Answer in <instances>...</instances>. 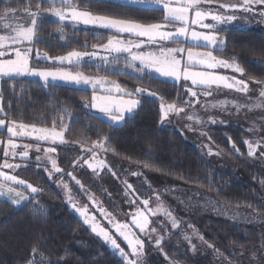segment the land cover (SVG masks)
<instances>
[{"label": "snow or ice", "instance_id": "obj_1", "mask_svg": "<svg viewBox=\"0 0 264 264\" xmlns=\"http://www.w3.org/2000/svg\"><path fill=\"white\" fill-rule=\"evenodd\" d=\"M31 2L33 0L25 5L23 11L12 7L10 3L5 4L4 9L0 11V33H2L0 34V82H11L13 91H15L14 84L18 77H36L45 86L62 81L78 87L90 88L91 97L83 98L82 107L87 109L89 114L97 112L102 115L110 127H120L129 117H134L141 107V97L159 101L161 126L170 122L172 117H180L189 122L185 124V127L192 131L196 130L194 125L225 123L213 116H209L205 121L196 112L198 104L205 111L209 108L225 110L230 103L237 110L248 107L228 100L208 102L206 98L213 97L214 94L225 89L245 95L252 91L249 88V82L245 79H237L234 75H225L217 71L230 70L243 76L244 69L236 63V58L232 57V62H229V59L215 53H222L226 49L225 39L218 34L219 31L224 30L223 26L238 20L241 14L245 18L256 15L264 18V0H238V2L229 3H222L219 0H128L129 5H153L162 11V20L154 23H142L136 19L119 18L109 14H95L88 8L79 7L76 0H34V10ZM46 17L49 18L47 22L59 24L56 32L62 39L65 25H70L74 29L81 25L85 28L102 29L112 35L109 36L107 43L93 45L94 50L91 52L72 50L66 55L50 56L36 47L42 43L39 30ZM169 44L177 46L171 47ZM100 50L107 55H102ZM86 60L98 62L94 63L97 70L103 69L116 75L132 76L142 82L152 81L156 77L165 82L172 81L179 85L178 92L183 91L184 98L181 99L178 95L169 103L163 95L150 90L152 87L150 83L129 90L126 86L107 77L85 75L81 71L72 72L63 67L65 65L79 67ZM41 63H51L61 67L42 69L39 67ZM120 63H123V67H118ZM253 63L264 68V63L259 61ZM253 82L258 85L259 97L264 98V80ZM202 96L205 98L203 101ZM3 99V92L0 91V131L6 130L7 133L6 142L0 141L3 143V162L0 163V198L17 207L25 202L32 203L37 210H40L41 206L37 197L42 195L44 189L33 186L4 169L15 172L29 161L30 150L34 148L37 153L43 151V157L40 155L35 157L37 167H40L41 161L50 165V168H43L49 179H53L55 174H60L57 186L63 189L66 204L82 218L83 223L89 226L92 233L118 254L120 257L118 264H144L142 257L146 244L150 246L154 244L155 248L164 254V258L168 259L163 248L164 236L160 234V231H167L164 221L170 223L173 230L179 229L183 221L174 215L161 200L162 193L153 192L157 204L155 208H151L149 207L151 196L145 198L138 187H134L126 179L122 180L125 202L131 211L125 214L130 217L129 221L118 220L113 213L104 208L103 203L76 177L73 171L65 172V169L59 166L57 146L69 143L65 139V134L71 130L73 119L71 111L61 109L63 114L57 113L50 122L51 126H37L10 119L11 103L6 109L2 103ZM188 109H191V112ZM201 135L206 134L201 132ZM24 139L33 140L35 143L17 142ZM207 139L211 141L212 138L207 137ZM227 139L231 148L237 154H242L232 138ZM80 143L82 154L72 161L73 168L87 166L96 176L107 169L113 177L119 179L112 166L99 156L100 152L110 150L108 136L98 135L96 139L83 136ZM243 144L247 148L248 157L264 159V137L254 140L245 139ZM42 145L48 146L42 148ZM203 147L207 150L208 156L221 155L220 151L209 144ZM112 151L115 150L112 149ZM257 153H259L258 156ZM15 159H19L24 164L10 162ZM144 167H150V165L145 163ZM130 174L143 175L139 171ZM65 175L79 187L80 193L87 198L88 203L79 202L68 181L63 179ZM260 183L264 184V180ZM13 184L17 187L9 186ZM96 213H99L109 227L101 224ZM159 216H163L164 221L150 219V217ZM188 227L192 228L193 234L196 235L194 226L188 225ZM134 229L138 230L139 234ZM185 239L195 250L196 245L191 243V237L185 235ZM198 239L209 248H214V245L208 243L202 235L198 236ZM122 243L126 247L122 246ZM37 251L36 247L32 248V258L27 261V264H42L35 259ZM170 264H175V261Z\"/></svg>", "mask_w": 264, "mask_h": 264}, {"label": "trees", "instance_id": "obj_2", "mask_svg": "<svg viewBox=\"0 0 264 264\" xmlns=\"http://www.w3.org/2000/svg\"><path fill=\"white\" fill-rule=\"evenodd\" d=\"M29 2L30 0H0V11L7 3L23 11ZM76 2L79 7L88 8L95 14L131 18L142 23L160 22L163 18L162 11L154 8H139L98 0ZM31 7L35 9L34 0ZM47 20L45 18V22L40 26L42 43L36 47L50 56L66 55L72 50L91 52L94 50L93 45L107 43L112 35L101 29H74L65 25L62 39L56 32L59 24ZM220 34L225 38L226 49L215 54L230 61L235 57L236 63L244 69V77L247 80H264V68L253 63H264V32L229 30L220 31ZM39 67L49 68L50 65L41 63ZM118 67H123V63ZM67 69L73 72L81 71L85 75L107 77L129 90L150 83V90L163 95L169 103L178 95L181 99L185 95L183 91L178 92L179 85L172 82H165L157 77L152 81L142 82L132 76L97 70L94 63ZM14 88L15 91L11 82H1L0 91L4 97L2 103L6 109L9 103L12 106L10 119L37 126H51L52 118L61 113V109H68L73 115L71 130L65 134L68 140L81 144L83 136L96 139L98 135H106L109 137L110 154L118 162L131 164L175 183L198 189L227 208L243 209L264 217V184L260 183L264 180V175L247 156L243 141L252 138L240 125L229 124L212 131L210 137L217 149L238 165L243 175L214 167L203 157L201 149L185 140L177 130L163 128L159 123V103L154 100L141 97V107L134 117H129L120 127H110L105 119L89 114L82 107L83 98H90L91 91L53 84L45 86L40 81L24 78H16ZM228 137L232 138L242 154H237L231 148ZM6 140L7 133L0 132V141ZM60 153L65 154L64 151ZM145 163L150 167H144ZM62 165H65L64 161ZM25 177L44 189L42 195L37 197L41 207L37 210L32 203L16 207L0 200V264H27L32 258L33 247L38 249L35 259L42 264H118L119 256L63 204L55 189V182H50L43 170L30 167L25 171ZM200 229L206 235L207 241L227 256L233 248L249 252L259 243L254 230H241L222 219H212L208 224L205 222ZM167 253L180 264H214L208 256L194 260L187 251L180 254L167 249Z\"/></svg>", "mask_w": 264, "mask_h": 264}, {"label": "rangeland", "instance_id": "obj_3", "mask_svg": "<svg viewBox=\"0 0 264 264\" xmlns=\"http://www.w3.org/2000/svg\"><path fill=\"white\" fill-rule=\"evenodd\" d=\"M98 1H107V2L123 4V5H129L128 0H98ZM130 6L156 9L155 6L153 5H130ZM46 18L49 19L48 17ZM205 22H211V21H205ZM79 27H84V26L81 25ZM223 28L224 30L222 31L253 30V31L264 32V18H262L259 15H256L255 17L245 18L243 14H241V17L238 20L232 22L231 24L224 25ZM197 30H201V29L197 28ZM218 34L220 37L224 38V36L220 34V31ZM169 46L176 47L177 45L169 44ZM100 52L102 55H107V53L104 52L103 50H100ZM218 56L227 59L222 55H218ZM229 62L231 61L229 60ZM89 63H98V62H92L86 60L84 64H89ZM48 64L50 65L49 68H53L52 66H55L51 63ZM56 66L61 67L59 65ZM63 67L65 68V70L71 71L70 69H67V67L72 68L76 66L65 65ZM40 68L44 69L43 67ZM217 71H220L221 74H225V75H230V76L234 75L237 77V79H245L246 81L249 82V88L252 91L248 95H245L243 93H235L234 91L225 89L218 94H214L213 97L206 98L207 101L208 102H212L214 100L235 101L236 103H239L241 105H247L248 107H242L239 110H237L230 103L225 110H221L220 108H209L207 111H205V109L201 108V106L198 104L196 105V112L205 121L208 120L209 116H213L218 121L223 120L225 121V123H219V122L216 124L207 123L203 126L194 125V128L196 130L192 131V130H188L185 127V124L189 123L186 119H181L180 117H172L171 121L166 122L162 127L172 128L177 130L185 140L199 147L202 151L203 157L206 159L208 163H210L214 167L218 169L234 171L240 175H243L242 171L239 169L238 165L234 161L230 160L228 157L223 155L222 152L221 155L208 156L206 154L207 150L203 147V145L209 144L215 150H218L217 147L214 145L213 141H209L207 137H210L212 131L219 130L232 123L240 125L242 128H244L251 136L252 138L251 140L260 139L261 137H264V106L261 107L255 106L257 104L264 105V98L259 97L258 85L255 84L252 80H247L244 77V75L241 76L239 73H233L230 70L220 69ZM18 78L40 81L36 77H18ZM53 85L91 91L90 88L78 87L70 83H64L62 81H57ZM201 100L203 101L205 100V98L202 96ZM154 101L159 103L158 100H154ZM188 111L191 112V109H188ZM92 114L105 119L102 115H100L97 112H92ZM0 132H6V130ZM201 132H204L206 135H201ZM65 139L69 142L67 145L57 146V158H58L59 166L65 169V172L73 171L76 177L80 179L81 182L85 184V186L88 189H90L91 192L103 203L104 208H106L109 212L113 213V215H115L118 220L125 222L129 221L130 217L125 214L131 211L129 205L125 202L126 197L124 195V185L122 183V180L126 179L128 180L129 183L133 184L134 187H138L140 191L144 194L145 198L151 196V201L149 205V207L151 208H155L157 204L153 192L155 191L162 193L161 200L165 203L167 207L170 208V210L173 211L174 215H176L181 221H183L179 229L173 230L171 229L170 223L164 221L163 216L150 217V219L153 221L160 220V221H164L166 224L167 231H160V234L164 236L163 248L165 253H167V249L177 251L180 254H183L185 253V251H187L194 260H199L200 258L208 256L212 258L214 264H264V217H261L257 214L251 213L250 211H246L243 209L227 208L224 205L216 203L211 198H208L206 194L200 192L198 189L188 187L184 184L175 183L164 177L151 174L147 171H143L137 167H134L131 164L120 163L113 158V156L110 154V151L100 152L99 156L100 158L105 159L106 162L112 166L113 170L117 172L119 179L113 177L111 173L108 172L107 169H104L99 176H96L87 168V166H84V168H80V167L73 168L72 161L78 158L82 154L81 144L68 140L66 135H65ZM17 142L32 143V144L35 143V141L30 139H24L23 141H17ZM47 146L48 145H42L41 147L43 148ZM60 151H64L65 154L63 155L62 153H60ZM37 155L43 157V151L37 153L33 148L32 150H30L29 161L26 163L25 166L16 169L15 172H11V170L8 169H4V171L9 172L10 174L17 175L18 178L23 179L28 183H31L33 186L39 187L37 184L31 182L25 177V171L28 168L37 167V164L35 162V157ZM258 155L259 153H257V156ZM251 159L252 162L258 166V168L261 170V172L264 175V159H259V158H251ZM62 161L65 162V165H62ZM2 162H3V143H0V163ZM10 162L17 164H24V162L20 161L19 159L11 160ZM44 167L50 168V165L46 164L44 161H41L40 167L37 168L39 170H43ZM134 171L142 172L143 175L132 176L130 173ZM45 175L50 182H55V189L60 194L63 204L66 207H68L73 212V214L83 222L82 218H80L78 214L75 213L71 209V207L66 204L65 199L63 198L64 197L63 189L57 186V179L59 178L60 174H55L53 179H49L46 173ZM63 179L68 181L73 193L76 195L80 203L82 204L88 203L87 198L80 193L79 187L75 185L74 181H71V179L66 175L63 177ZM149 185H151V187H149ZM9 186L17 187L14 184ZM166 190H170V191H166ZM109 193L111 194L110 196ZM0 200L6 201L3 198H0ZM26 203L27 202L22 203L20 206L25 205ZM93 211L95 210L93 209ZM96 215H97V219L100 220L101 224H103L105 227H109L107 222L102 217L99 216V213H96ZM212 219H222L229 221L244 231L254 230L259 239V243L255 245L252 251L249 252L242 249L233 248L230 250L228 256L221 253V251L216 246H214V248H209L207 244L203 243L201 240L198 239V236L202 235L207 241L206 235L201 231L200 227L205 222L208 224ZM188 225L194 226V229L196 230V235L193 234V229L189 228ZM85 226L91 231L88 225L85 224ZM134 231H137L138 233V230L134 229ZM185 235L191 237V243L196 245L195 250H193L188 240L185 239ZM122 246L125 245L122 243ZM217 249L218 251H216ZM111 251L113 252L112 249ZM167 257L168 259H165L164 254L161 253L158 249H156L154 244L151 246L146 244L142 259L144 261V264H152V262H157L159 264H170V262L172 261H175V264H180L176 259L170 257L168 253H167Z\"/></svg>", "mask_w": 264, "mask_h": 264}, {"label": "crops", "instance_id": "obj_4", "mask_svg": "<svg viewBox=\"0 0 264 264\" xmlns=\"http://www.w3.org/2000/svg\"><path fill=\"white\" fill-rule=\"evenodd\" d=\"M68 68V67H67Z\"/></svg>", "mask_w": 264, "mask_h": 264}]
</instances>
